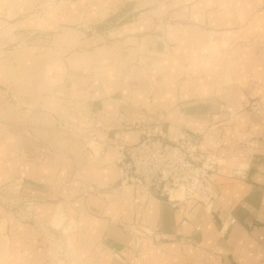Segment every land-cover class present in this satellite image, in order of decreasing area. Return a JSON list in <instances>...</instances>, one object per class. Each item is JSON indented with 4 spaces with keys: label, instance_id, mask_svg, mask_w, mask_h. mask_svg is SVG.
Wrapping results in <instances>:
<instances>
[{
    "label": "crops",
    "instance_id": "obj_1",
    "mask_svg": "<svg viewBox=\"0 0 264 264\" xmlns=\"http://www.w3.org/2000/svg\"><path fill=\"white\" fill-rule=\"evenodd\" d=\"M143 117L220 158L213 206L120 185ZM2 187L39 205L0 203V264H264V0H0Z\"/></svg>",
    "mask_w": 264,
    "mask_h": 264
},
{
    "label": "built area",
    "instance_id": "obj_2",
    "mask_svg": "<svg viewBox=\"0 0 264 264\" xmlns=\"http://www.w3.org/2000/svg\"><path fill=\"white\" fill-rule=\"evenodd\" d=\"M35 35L36 32L23 33L20 40ZM261 107L259 100L250 104L252 112H260ZM57 128L87 144L98 139L105 125L100 116L91 114L80 119L60 120ZM124 129L138 131L139 138L132 144H114L120 185H132L148 199H164L173 205L201 204L208 208L217 202L220 196L211 177L220 167L218 156L202 152L183 129H179L173 138L161 135L157 125L150 124L144 117L132 120ZM118 135L116 133L115 137ZM102 144L108 145L106 141ZM0 203L21 221H37L39 203L34 198L15 195L2 187Z\"/></svg>",
    "mask_w": 264,
    "mask_h": 264
},
{
    "label": "rangeland",
    "instance_id": "obj_3",
    "mask_svg": "<svg viewBox=\"0 0 264 264\" xmlns=\"http://www.w3.org/2000/svg\"><path fill=\"white\" fill-rule=\"evenodd\" d=\"M56 222V221H55ZM54 225V224H53ZM54 226H57V225H54Z\"/></svg>",
    "mask_w": 264,
    "mask_h": 264
}]
</instances>
